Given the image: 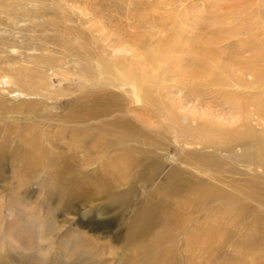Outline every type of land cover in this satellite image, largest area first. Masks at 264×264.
I'll return each mask as SVG.
<instances>
[{"label":"rangeland","instance_id":"obj_1","mask_svg":"<svg viewBox=\"0 0 264 264\" xmlns=\"http://www.w3.org/2000/svg\"><path fill=\"white\" fill-rule=\"evenodd\" d=\"M245 43L248 44L243 46ZM122 61L131 67L146 66L143 69L155 81L156 91L149 87L153 104L144 107L151 129L141 127L131 114L128 119L123 117L141 128L142 135L157 139L156 129L166 128L170 123L164 120L165 109L184 125L197 119L204 125L210 119L232 130L240 126L242 117V107L236 103L240 101L238 104L246 107L248 94L264 97V82L260 79L264 76V0H0V82L12 80L10 86L6 83L0 90L3 117L40 116L37 123L46 116L72 113L77 116L74 121L79 122L85 114H98L100 117L96 119L82 118L85 122H79V128L87 124L84 129L87 132L108 137L116 133L118 126L101 116L105 109L96 104L110 98L105 90L113 92L115 101L120 94L99 83L102 80L99 73L101 70L105 73L106 66L116 75L112 67L116 68V63ZM219 75L222 85L218 86ZM89 85H94L93 90ZM233 90L239 99L229 93ZM20 92L36 93L42 102L23 101L17 98ZM139 104L142 112L144 104ZM44 105L51 111L49 115L42 114ZM257 122L259 126L264 125ZM25 126L33 124L2 122L0 149L7 151L14 142L21 143L16 135ZM164 135L167 136L165 132ZM5 136L10 141L5 143ZM180 139L187 142L183 137ZM128 144L135 151L129 155L142 159L136 154L138 143ZM202 147L206 145L184 146L186 152L195 155H199ZM194 149L197 150L194 152ZM118 152L114 151L115 157ZM237 166L221 168L220 172L233 193L238 194V188L243 186L254 200L249 207L258 216L246 222L243 230L231 219L219 220L229 219L231 209L226 211V216L225 211L216 213L211 205L209 212L190 213L188 224L179 225L183 221L175 218L176 224L168 226L170 222L165 224L157 213L166 195L147 196L136 190L137 198L153 206L147 214L158 220V224L153 226L154 221H149L152 229L147 235L129 237L128 233L121 235L124 227H117L120 219L112 218L119 214L117 205L101 215L99 205L104 204L102 208L109 205L100 199L93 202L98 197L92 196V204L76 206L70 213L62 214L54 210L56 201L44 202L45 194L39 192V182L18 189L10 160L0 161V264H89L87 257L94 251H90L93 241L101 244L96 248L102 250L100 261L93 264H114L120 254L124 255L123 264H264V179L262 175L254 177L248 168ZM189 171L190 176H197ZM29 172L25 170L23 174L26 176ZM100 176L108 179L106 175ZM182 177L190 178L183 173ZM110 184L116 187L115 181L111 180ZM94 186L92 183L91 188ZM112 192L118 194L120 190L112 189ZM238 203L239 199L235 205ZM214 216L219 222L212 220ZM43 219L46 236L38 242L39 220ZM63 221L66 223L61 228ZM107 221L111 227L100 235L95 224ZM156 232L160 245L169 247L174 240L172 256L166 253L160 257L150 251L148 243ZM38 248L46 255H40Z\"/></svg>","mask_w":264,"mask_h":264},{"label":"bare ground","instance_id":"obj_2","mask_svg":"<svg viewBox=\"0 0 264 264\" xmlns=\"http://www.w3.org/2000/svg\"><path fill=\"white\" fill-rule=\"evenodd\" d=\"M247 44L242 45L245 46ZM123 61L117 62L116 68L112 67V71L117 73L116 75L111 74L110 69L106 66L104 67L106 74L103 70L99 73L102 77L99 83L118 91L117 93L120 94V98H116L115 101L113 92L105 90L110 98L105 103L96 101L98 108L101 109L103 107L105 109L102 111L101 116L111 119L113 125L118 126L115 127L116 133L112 132L108 137L97 134L94 136L92 134L93 131L87 132V130H84L89 126L87 124L83 125V129L79 128L78 123L85 122L82 118L88 117V120L96 119L100 117L98 114H85L79 122L74 121L77 116L72 113L52 117L46 116L37 123L36 119L40 118V116L33 117V115L22 118L17 115L3 117L0 114V124L4 121L7 123L23 121L24 124H33V126H25L21 129V132L17 131L16 137L21 143L15 144L14 142L12 149L7 151L0 149V161L10 160L12 168L15 169L14 174L18 180V189H24V187H29V184L32 186L33 183L39 182V192L45 194L44 202L56 201L57 204L54 210H59L62 214L70 213V210L76 206L78 208L82 205L92 204V196L98 197L93 202L100 199L109 205L103 208L104 204L99 205L98 211L101 215H103L104 211L109 213V207L117 205L119 214L113 215L112 218L120 219V224L117 227L123 226L121 235L128 233L129 237L145 236L151 231L153 223L158 224V220L149 217L150 213L147 214L153 206L146 205L142 198H137L134 195L136 190L137 193L145 192L147 196L153 194L166 195V199H162L164 201L161 205L162 207L159 209L157 207V213L160 219L166 221L165 224L170 222L169 224L171 225L168 226L176 224L175 218H181L183 221L179 225L188 224L190 222V213H197L203 210L209 212L208 208L211 205L216 208V213L219 211H225L226 213V211L231 209L228 214L229 219L222 218L219 220L227 221L231 219L235 221V224L238 222L239 224L237 225H240L241 230H243L242 227H245L246 222L258 216L254 215L256 210L249 207L251 203H254V200L251 196H248L249 194L243 186L238 188V194L233 193L231 187L227 185L226 180L222 177L220 169H230L240 165L248 168V171L253 173L254 177L262 175L261 177L264 179V125L259 126V122H257L259 120L261 124H264V97H251L248 94L247 98L250 99L247 100L248 105L246 107L238 104L240 101L236 103L238 107H242V117L240 119L241 123H238L240 126L234 129L231 128L232 130H229V126L228 128L218 126L210 122V119L204 125L198 119L195 122L184 125L180 119L175 118L165 109L164 120H167L166 123H170L166 128H163L164 130L161 127L156 129L155 135L157 139H150L142 135L141 128H136L133 123L124 120V118L128 119V115L131 114L137 123L140 126L142 125L141 127L151 129L150 120H148V117L146 118L147 109L144 107L145 105L149 107V105L153 104L150 103L149 87L154 89L155 86L153 84L155 81L143 69L146 66L135 64V67H131L127 66L126 63L124 64ZM103 78L105 79L103 80ZM260 79L264 82V76H261ZM220 80L221 82L219 83ZM11 81L9 78L2 80L0 82V90H3L2 86L6 85V83H9L10 86L12 84ZM230 83L235 84L233 81ZM217 85H222L220 75ZM227 85L225 82V86ZM157 86L156 88L158 89L159 85ZM93 87L94 85L88 86L89 89ZM31 88L29 86V89ZM229 93L235 99H239L236 90L229 91ZM36 95V93L20 92L17 93V98L21 97L23 101H37L36 103L38 104L42 102V98ZM120 102L124 104L122 105ZM139 103L144 104L141 106L142 112H139L141 110ZM131 105L133 107H130ZM110 106L111 110L108 109ZM248 108H252V110L248 111ZM2 111L4 112V110ZM41 112L47 115L51 113V111L45 109V105ZM235 117L237 118V116ZM254 117L256 120H254ZM253 121L257 123L254 126L251 124ZM164 132L167 136L164 135ZM227 134L233 136L232 139L229 136L226 137ZM12 135L15 136L14 134ZM181 137L185 138L187 142L181 141ZM3 140L6 143L8 136L5 139L3 138ZM128 142L138 143L136 154L142 159L138 160L136 157L129 155L134 150L131 146L130 148L128 147ZM186 144L190 146L205 144L206 147H202L199 155H195L186 152L187 149L184 148ZM196 150L194 149L193 151L195 152ZM114 151H120L116 157ZM222 160L228 161L223 162ZM225 166L227 167L225 168ZM135 169H138V171L133 172ZM25 170L30 171L26 176L23 174ZM189 170L197 176H190ZM94 172H99L102 176L106 175L108 179L103 180L100 175H95ZM182 173L183 176L188 175V177L196 181L182 177ZM24 177H27V181H23ZM111 180L116 182V187L110 184ZM99 181L101 182L99 183ZM92 183L95 186L91 188ZM233 183L236 182L233 181ZM112 189H115V191L120 190V193L115 194ZM147 189H149V192L145 191ZM235 189L238 192L237 188ZM150 191H152V194ZM136 198L142 200L136 204ZM238 199L239 203L235 205ZM247 208L250 210H246ZM216 213L213 214L215 215ZM208 217L210 218L211 216L208 215ZM212 220L219 222L215 216ZM43 221L44 219L42 221L39 220L38 242L44 240L46 236L45 223ZM149 221L154 222L149 225ZM63 222V225H60L61 228L65 226L66 221ZM107 222L95 224V229L99 227V231H101L98 232L100 235L110 229L111 224L109 221ZM14 224L17 226L18 223L14 222ZM34 227L31 226V228ZM54 234V237H56L57 232ZM155 234L157 232L153 234L154 239L148 243L150 251L158 253L160 257L166 253L172 256L171 245L174 240L169 243V247H166L158 244L159 239H157ZM26 235H28L27 232ZM27 237L30 242L29 235ZM85 239L87 240V238ZM87 241L91 243V240ZM97 244V242L93 241V245L90 246V251H94L90 252L87 257L89 264L96 263L101 259L100 253H102V250L96 248L101 244ZM102 247L105 248V245ZM38 250H40V255H46V253L41 252V248H38ZM147 252H149L148 249ZM123 257L124 255L120 254L117 257V261L121 262ZM138 257L142 258L139 254ZM117 261H113V263L123 264Z\"/></svg>","mask_w":264,"mask_h":264}]
</instances>
